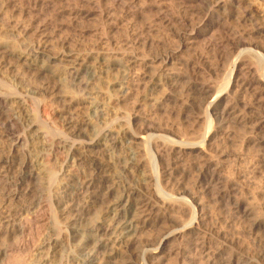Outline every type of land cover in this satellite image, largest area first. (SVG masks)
<instances>
[{
    "label": "bare ground",
    "instance_id": "1",
    "mask_svg": "<svg viewBox=\"0 0 264 264\" xmlns=\"http://www.w3.org/2000/svg\"><path fill=\"white\" fill-rule=\"evenodd\" d=\"M34 1L39 6L51 4H46L45 0ZM95 1L98 3L102 0ZM109 1L112 3V12H106L109 14L106 19L110 23L104 25L110 38L89 46L92 47L89 52L94 51L92 55L83 54L84 50L83 56H80L76 53H80L78 51L82 44L76 41L71 44L65 37L61 39L62 36L55 33L50 19H46L42 12L36 10L34 14L30 11L26 13L17 8L16 1L0 0V22H4V31H10L13 36L12 40L8 35L11 41L0 42V56L3 55L0 57V69L12 75L14 80L21 78L19 70L23 68L27 71L25 74L43 80L41 85H44L43 90L53 100L51 103L55 105L59 126L62 124L66 133L68 131L73 136L77 134L75 137L78 141H73L75 144L66 147L61 142L57 143L58 151L64 154L63 162L73 164V168L77 164L88 167L87 172L77 176L69 175L62 168L56 174L62 182L65 181L57 188V195H54L56 200L53 198L57 208L54 218L57 223L52 224L55 228H45L47 220L42 217L41 211L47 206L37 194L48 186L40 181L42 170L37 171L35 163L42 166L45 154L53 156L50 152L53 143L49 140L51 145L46 140L47 144L30 143L31 149L27 148L28 152L25 149L27 158L21 153L23 157L18 155L21 158L19 163L15 166L11 164L14 154L24 149L21 141L25 139L18 135L13 137L12 129L8 132L10 126L20 121V114L16 116L19 120L16 118L15 121V114L12 116V109L8 108L17 102L10 105L7 101L9 97L5 100L0 97V264H7L8 261L10 264H26L28 257H31L29 264H264V193L262 197L253 191L249 194L226 178L218 158L222 151L221 141L227 140L238 128L244 137L243 147L251 143L249 137L253 139L254 147L264 144V0H178L180 5L175 9L172 4L160 3L163 0ZM155 1L160 4L154 5ZM197 3L207 6L199 9ZM153 6L157 8L154 17H146L147 11L152 12L149 9ZM189 7L193 9L188 10ZM188 11L191 13L188 14ZM16 13L18 16L13 17ZM216 29L225 32L224 40L209 46L202 44V39ZM102 34L104 37L105 33ZM57 35L60 41H57ZM235 42H244L245 51L238 52L230 67H226V76L221 75L228 81L225 83L226 79L221 78L223 85H226L222 90L217 89V85L213 84L215 82L210 80L224 71V60L230 58L228 52ZM212 54L215 63L209 59ZM56 64H61L60 71L52 70ZM121 68L133 71L136 93L145 94L144 99L153 100V105L148 100L149 106H152L149 116L167 113L180 117L182 113L179 110L176 114L175 107L184 108L198 100H205L203 124L208 126L207 131L201 132L198 141L190 144L173 141L168 136L169 127L160 129L156 136L148 134L150 136L145 139L144 134L143 137L141 135L142 131L147 133L154 127L150 120L138 127L137 131L134 128V132L131 126L128 129H113L109 127L111 125L106 127L108 123L104 127L95 126L94 129L92 127L94 131L87 130L89 137H86L81 128L89 126L90 121L81 120L72 108L74 105L88 104V108L101 111L100 103L94 96L96 93H85L89 92L91 83L96 81L97 72L111 73ZM182 69L189 70L192 78L180 74ZM59 79L65 85L70 84L69 88L73 87L77 93L80 92V96L76 97L75 93L70 95L66 89L62 92L61 85L57 83ZM159 88L160 93L153 97ZM123 97L115 99L121 102L125 99ZM139 104L136 105L139 107ZM17 107L20 105L17 104ZM201 120V117H195L193 124L198 125ZM55 129L57 132L58 129ZM66 133L61 132L62 135ZM119 138L127 139L131 144H146L148 141L147 146L155 150L153 159H157L158 163L164 160L167 165H160V162L157 165L161 167L157 168L155 163L157 169L154 167L155 170H152L155 173L148 175L145 172L147 165L140 156L138 161L126 163L122 171L127 176L131 175L134 181L140 180L144 184H116L112 170L118 160H110L111 152L121 141H118ZM160 142L163 144L159 145ZM187 151L190 152L186 154ZM149 156L152 159V155ZM252 167L264 169L263 153L260 160L252 161ZM9 172L13 176L5 180ZM53 173H48V176L51 177ZM176 174L178 180L174 182L172 179ZM52 176L49 180L56 177L55 174ZM2 178L5 183L1 182ZM211 190H215V193H212L209 201L212 200L219 210L218 215L209 220L202 201ZM221 201L227 204L231 218L224 216L219 204ZM104 203L107 206L102 211L95 209L98 205L101 208ZM233 218L243 224L246 240L236 238L230 232ZM151 230H169V235L165 231L167 236L153 239V234L148 235ZM170 241L176 242L178 246L166 248ZM150 245L155 246L150 249ZM15 252L25 254L15 256Z\"/></svg>",
    "mask_w": 264,
    "mask_h": 264
},
{
    "label": "rangeland",
    "instance_id": "2",
    "mask_svg": "<svg viewBox=\"0 0 264 264\" xmlns=\"http://www.w3.org/2000/svg\"><path fill=\"white\" fill-rule=\"evenodd\" d=\"M14 1H16L15 4H16V6H18L17 8L18 9H23V11H25L26 13H28L30 11L29 13L34 14V12L36 10L37 11L39 10L40 12H42L46 19H50L49 22H50V25H52L51 28L53 30H55V33L60 35L59 37L62 36L61 39H64V37H65V39L68 42H71V44L75 43L73 41L78 42V44L80 43L79 45L82 44L80 46L81 48L79 47L81 50L78 51L80 53L74 52V53H76V54H78L80 56H83V54L92 55L94 53V51H92V53H91V51L89 52V50L92 48V47L90 48L89 46H92V44L96 43V41L105 42L106 41L105 38L107 39L108 37L110 38V36H111L107 32L108 30H106L108 24L110 23L109 19H106V18H108L109 14L112 12L111 11L112 10V6H111L112 3L109 0L108 1L102 0V1H99L98 3H95L96 2L95 0L94 1L93 0H80V1L79 0H67V1L66 0L65 1L64 0H60V1H54V0H47L46 1L45 0L44 2L46 4L47 3L48 4L51 3V4L47 5L46 7H45L44 4L40 5V6H39V4H34V2H35L34 0H32V1L31 0H14ZM208 1L209 0H207V2ZM210 1L214 2L216 0H210ZM218 1H224V0H218ZM63 2H64V4H63ZM67 2H68V5H66ZM87 3H88V6H87ZM90 3L92 5H90ZM147 3H150V2L148 1ZM160 3L168 4L170 6L172 4L173 5L172 8H174V9L176 8L177 5L178 6L180 5V2H178V0L177 1L176 0H163ZM160 3H158V1H155L154 5L155 4L158 5ZM96 4H97V6H96ZM200 5H201V3H199V4L197 3L196 4V6H199L198 7L199 9H202V7L205 8L207 6V5H205V6L204 5L200 6ZM65 6H68V8L65 7ZM155 7L156 6H153V8L151 7L149 9L152 12L147 11L146 17H154V12L157 11V8H155ZM59 8H60V10H59ZM191 8L192 7H189L188 10L191 9ZM86 10H88V14H87ZM109 11H111V12H109ZM106 12H108L109 14L106 13ZM102 13H104V14H102ZM190 13L191 12L188 11V14H190ZM16 16H18L17 13L13 15V17H16ZM59 16H61V17H59ZM72 17H74V18H72ZM67 20H69V21H67ZM73 20H74L75 23L72 22ZM104 20H105V22H104ZM76 21L78 22V24H77ZM81 21H82V23H80ZM1 22H2V20H1ZM1 22H0V25L1 24L2 25L0 26V42H4L5 40L8 41L9 39H10L9 41H11V38H9V36H8V35L11 36V32L10 31H8V33L5 32L4 29H3L4 27H2L4 22H2V23ZM68 22H70V24L72 23L71 24L72 27H71V25ZM104 24H106L107 26L104 25ZM103 28H104V30L106 32L103 31ZM8 30H10V29L8 28ZM59 30L61 31V33L59 32ZM213 31L211 32L212 35L210 34L212 37L210 35H208V36H206V38L202 39V42H201L202 44L204 43V45L209 46V45H213L215 43L217 44L220 40H224L225 32H223L221 29H216V30H213ZM103 32L105 33L104 37H103V34H102ZM220 32H221V34H220ZM66 33H67V35H66ZM107 34L109 36H107ZM2 35H3V38H2ZM58 35H57V41H60L61 39H58L59 38ZM4 36H6L7 38L4 37ZM123 36H121V37L123 38ZM11 37H12V40H13V36H11ZM121 37H120V39H121ZM242 43L245 44L244 42H240V43L239 42H235V43H233V45H232L233 48H231L230 51L228 52L230 58H228V60H224V62H225L224 63V65H225L224 66V71L222 73H220L217 77H214V78H212L210 80L211 82L212 81L215 82V83H213V82L212 83L215 84V86L217 85L216 86L217 89H221V90L224 89L223 87H225L226 84L223 85L224 84L223 80L226 79L225 83H227V81H228L227 78H223L225 73H227V70H228L227 68L230 67V65L234 61L233 59H235L236 56L241 51H243V52L245 51L244 50L245 49V45H243ZM84 44L86 45L85 47H84ZM89 44H91V45H89ZM86 47H87V49H85ZM84 50H85L86 53L85 52L83 53ZM1 52L2 51H0V53ZM242 55H244V54H242ZM2 56H0V57H2ZM209 59L213 63H215L214 60H213V54L210 55ZM0 60H1V58H0ZM229 62H230V64H228ZM53 68H52V70H58V71H60L62 69L61 64H58L56 67L54 66ZM23 69L19 70V75L21 73V75H20L21 78L20 79H16V80L13 79L12 75L6 74L4 69H2V70L0 69V97L3 100H5L7 97H9V98H7V101L9 100L8 102H10V105L13 102H17L18 106L20 105V107H17V104L13 103L11 105V107L8 106L9 109L10 108L12 109L11 110L12 116L15 114V116L13 118L15 121H16V118L18 117L17 114H20V116L18 117L20 119V121H18L19 124L16 123L17 125H15L13 127L10 126L8 132L11 131L10 129H12L13 133L11 132L12 134L11 133L10 134L13 137H15V136L18 137L19 136V138L25 139L27 141V142H25V140H23V142L21 141L22 146H23L24 149L23 150L19 149L20 153L17 152V154L15 153L16 155L14 154L15 157H13V159H11L12 160L11 164H13L15 166L16 163H19V158L23 157L22 155H24V157L27 158L26 157V156H28L27 155V152H28L27 148L31 149L30 147H32L31 144L33 142L36 144V143H39V142H46V141L49 140L50 142L53 143L51 145V143L48 141V144H50L51 147H52L51 148L49 146L52 149V151H50V152H51V154L53 153V156L45 154V157L43 159L44 163L42 162V166L38 165L37 163H35V166H37V168H36L37 171L38 170L39 171L42 170L41 177H40L41 180L40 181L43 182V184H45V186L49 187L51 185L49 188L48 187L46 188L48 191L45 189V191L40 192V193L37 194V197L39 199H41L43 201V203L45 202L46 203L45 206H47V208L45 207V209H43V211H41L42 217H44L47 220L46 221L47 223L45 224V228H47V227L48 228L49 227L50 228H55L53 226L55 223H57V222H55L56 221L55 220L56 219V210H57V208H55V203H54L55 200H56L55 196L57 195V188H60V186H61L60 184L65 182V181L62 182V180H60V178H57L58 176H56V174H58L59 170L62 168L63 170L68 172L69 175L77 176V175H79V173L81 174L82 172H87L88 171V167L85 164H82V165L81 164H79V165L77 164L78 166L75 165L74 168H76V169H74L73 168V164L70 165L69 162H68V164L67 163L65 164V162H63L64 161V159H63L64 158L63 157L64 154L63 153L61 154L60 153L61 151H58V149H57L58 144L57 143L61 142V145L62 146H66V147L71 145V143L75 144L74 142L78 141L77 137H75V136H77V134L73 136V135L69 134L68 131L66 133V131L62 128V124H61V126H59L60 125V121H58L59 119L56 116V113L54 111L55 110V105L51 103L53 100H52L51 96L48 95V93L43 90V86L44 85L43 86L41 85V84H43L42 83L43 80L41 78L31 77L27 73L25 74V72H27V71H26L25 68H23ZM20 71H22L24 73V75ZM180 74H182V75L184 74L183 76L185 78H189V79L192 78L190 76L189 70L182 69V70H180ZM221 74H224L223 77H222ZM19 75L17 77H20ZM132 75H134L133 71L128 70V69H124V68H121L117 72L116 71H112L111 73L110 72L109 73H106V72L105 73H103V72L102 73H98V72L96 73V76H95L96 77L95 78L96 81L93 82L94 85L91 83V85L88 88L89 92H86L85 94L96 93L94 96H96L97 102L100 103V106H101L100 110L101 111H94V110L88 108L87 107L88 104H80V105L78 104V105H74V107L72 108V109H74L73 110L74 113L77 112L76 114H78V116H79V118H81V120L87 121V123L90 121L89 122V126H82V128H81V130L83 129L82 134H86V137H89V135H88L89 133L88 132L90 130L94 131L93 129L95 128V126L99 127V126L103 125L102 127H104V125H107V123H108V125L106 127L111 125L109 127L113 128V129H116L117 127H118L117 129H119V128L128 129V127L130 128V126H131V129L133 128L132 131L134 130V128H135L134 131H137L138 127H140L142 124L146 123L147 121L151 120V122L153 123V126H154L152 128V130L147 131V133H146V131H142V134H141L142 137H143V134H144V136H145L144 138L145 139L146 138L148 139V136H150L148 134H151V135L154 134L156 136L157 134L160 133V129L164 130V129H167L169 127L168 129H170V133L168 134V136H170L173 139V141H176V142L178 141L177 143H181L182 142L184 144H190L189 142L194 143L193 141H198V139H199L198 136H200L201 132L203 134V133H205L207 131L206 128H208V126L206 125V123H204L205 125L203 124V118L205 117V107H206V101L205 100H198V101L194 102V104L191 103V104L185 105L184 108H183V106H180L181 108L180 107H175L176 110L174 109V112L176 114L179 112V110L182 113V116H180V117L177 116V115L175 116V115H171V114L167 115V113H161V115H160V113H158V114H155L153 116H149L150 115V110L152 108V106H149V101H150V105H153L154 102H152L153 100H149L148 98L144 99L145 94H141L140 95V94L136 93V91L134 90V83H135V81L133 79L134 76L132 77ZM5 76H6V78H5ZM88 77H89V75L87 76V78ZM216 78L218 79L217 81H216ZM221 78H223V80ZM59 82H57V83H58V86L61 85L60 87L63 89V90L61 89L62 92L66 89V91H68L70 95H74V94H71V93H75L76 97L80 96L79 95L80 92L77 93V91L72 89L73 87L69 88L70 84L66 83V85H65L64 83H62L63 82L62 80L60 81V79H59ZM216 82H217V84H216ZM119 83H120V85H119ZM122 86L127 87V88H123L122 89ZM8 87H10V89ZM8 89H9V91H8ZM12 89H13V92H12ZM70 89L73 90V91H71ZM159 91H161L160 88L155 92V94H153V97H157L158 94L160 93ZM106 94L109 95V96H106ZM120 96L121 97L124 96L123 98H125V99L123 101H121V102H117L116 99L120 98ZM140 99H141V101H140ZM10 100L11 101L13 100V101L11 102ZM18 101H19V103H18ZM21 101L23 103H20ZM106 101L108 103H106ZM121 103H123V104H121ZM134 103H135V105H134ZM136 104H139V107ZM84 105L86 106V109H85ZM145 105L148 106V108ZM19 108H21V111L19 110ZM13 109L14 110H18V111H15L16 113H14ZM22 110L23 111L25 110L24 113H23ZM78 110H80V111H78ZM96 112H98V113H96ZM21 113H22L23 117H22ZM28 113L31 114V115H29ZM147 113H149V114H147ZM36 115H37V117H35ZM156 115H157V117H156ZM138 116H139V118H138ZM20 117H22V118H20ZM27 117L29 118L28 120H27ZM145 117L148 118V119H146ZM195 117L196 118L197 117H199V118L201 117V119H202L200 121L201 123H199L198 125H194L193 124V120L195 119ZM18 118H17V120H19ZM22 119H23V122L26 120L28 123L27 122L20 123L22 121ZM143 120H144V122H143ZM104 121H106V122H104ZM110 121H113V122H110ZM109 122L111 124H109ZM127 123L129 125H126ZM20 124L23 125V126L21 127ZM14 127H15V129H14ZM44 127H46V129H44ZM54 127L58 129L57 132H56V129L54 130ZM92 127H93V129H92ZM84 128H85V130H84ZM87 130H88V132H87ZM15 131H16V133H15ZM61 132L63 134L66 133V135H62ZM241 133H242V131L239 128L235 129L232 132V134L229 136L230 138L228 137L227 140L225 139V140L221 141V143H220L221 144L220 151L221 150L222 151L220 152L218 158L222 162V166H223V170H224L223 173H224V176L226 178H228L231 181H234L235 184H238L241 188L245 189L248 193L253 191V192L257 193V194H261L260 197H262V194L264 193V191H263L264 190V188H263L264 187V178L262 179L261 175L264 174V169H260V168L254 169V167H252V161L254 160V162H255V160H260L261 159L262 153L264 154V144H261L259 147H257V146L254 147V143L252 142L253 139L249 137V140L251 141V143L249 145L243 147L242 140H243L244 137H243V135ZM59 134L61 136H64V137H61ZM174 135L176 136V138L174 137ZM254 139L256 140L257 138H254ZM28 140H29V143H28ZM79 140H81V139H79ZM118 141H120V143ZM118 141H117L118 145L116 144L117 148H115V150L113 152H111L112 160H110L112 162H113L114 158H117V160H118V161L115 162V165H113V170H112V172H113V174H114V176L116 178V180H115L116 184H133V185H135V184H144V182L140 181V180L139 181L137 180L138 182L135 180L136 181L135 182L134 179L131 178L132 177L131 175L127 176V175H125V173H123L122 168H123V166L126 163L136 162V161H138V159L143 158L141 160L143 162H145V164L147 165L146 166L147 168L145 169V172H147L148 175L149 174L153 175V173H155V172L152 171V170H155L158 167H161L160 165H162V164L164 166L167 165V162L164 161V160L163 161H159V163H158V161H156L157 159L156 160L153 159V157H154L153 155H155L154 154L155 150H151V148H149L147 146L148 145L147 144L148 141L146 142V144L145 143L144 144L143 143H139V142H136L135 144H131L129 142V140L121 139V138H119ZM160 143H159V145L163 144L162 142H160ZM46 144H47V142H46ZM140 145H144V146L142 147ZM22 146L20 148H22ZM147 147L149 148V150H147L148 149ZM25 149H26L27 152L25 151ZM144 149H146V150H144ZM45 150L46 149H44V151ZM136 151H137L138 154L136 153ZM148 151H150L151 153L149 154ZM12 152L14 153V151H12ZM46 152H47V150H46ZM143 152H144V154H143ZM145 152L148 155H146ZM188 152H190V151H187L186 154H188ZM21 153H22V155H21ZM18 155L20 157H18ZM149 155H152V159H151V156H149ZM190 155H192V154H190ZM137 156H139V157H137ZM140 156H142V157L140 158ZM147 157H150V158H147ZM105 159H108V158H105ZM149 159H150L151 162H149ZM14 161H16V162H14ZM62 162L64 163L65 166L63 165ZM160 162H161V164H160ZM157 163L160 164V165H157ZM148 164H149V166H148ZM154 164H155V166L157 168L154 166ZM61 165L63 167H65V169ZM154 167H155V169H154ZM49 169H53V170H49ZM150 171H151V173H150ZM50 172H52V173L54 172L53 174H51V177L48 176V173H50ZM45 173H47L46 176H44ZM8 174H9V175H7L8 177L6 176L7 178L4 177V178H6L5 180H7L9 178H12L11 176H13L12 172H9ZM54 174L56 176V177L54 176L55 177L54 180H52V179H51L52 181L49 180L50 178L53 177L52 175H54ZM252 175H255V177L254 176L252 177ZM4 178L1 179V182L5 183V181H2V180H4ZM46 180H49L48 182H49L50 185L48 184V182H46ZM172 180L174 182L176 180H178V175L176 174ZM152 184H155V183L153 182ZM252 184H253V186H252ZM243 185H244V187H243ZM0 188H2L1 185H0ZM55 188H56V191H55ZM136 188H139V186L138 187L136 186ZM53 190H54V192H53ZM212 193L214 194L215 190H211L209 192V194H208V197L205 200L202 201L203 204H204L205 213L208 216L207 218L209 220H212L213 218H215L218 215V210H219L218 207L213 204L212 200L209 201L210 197L213 195ZM51 198L52 199L54 198L55 200L54 199L52 200ZM219 204H220V207L224 210V216L225 217H230L229 214L231 212L229 211V209L227 207V204L224 201L223 202L221 201ZM50 206H52V207H50ZM105 206H107L106 203L102 204L101 208H99L100 207L99 205L96 206L95 209L102 211V209ZM52 221H53V223H52ZM83 225H84V222H83ZM154 231L155 230H151L150 232H148V235H152L153 234L152 235L153 239L154 238L159 239L160 237L167 236L166 233L169 235V232H168L169 230H163V232L162 231L161 232H157V231L154 232ZM165 231H166V233H165ZM243 231H244L243 224H241L238 220L233 218V224H232V227L230 229V232H232L233 235L236 236V238H239L241 240H246L245 239L246 236L243 234ZM42 239H43V237H42ZM42 239H41V241H42ZM40 242H39V244H40ZM10 243H12V242H10ZM39 244H35V245L38 246ZM153 246H155V245H153ZM153 246L150 245L149 248L150 249L154 248ZM177 246H178V244L176 242H171L170 241L167 244L166 248L171 249V248H175ZM24 254L15 252V256H17V255H22L23 256ZM30 259H31V257L27 258V260L25 261L26 264H29ZM11 263H12V261H11ZM7 264H10V261H8Z\"/></svg>",
    "mask_w": 264,
    "mask_h": 264
}]
</instances>
